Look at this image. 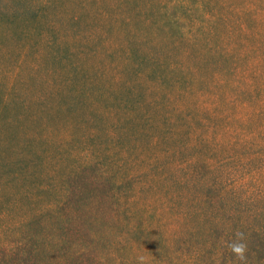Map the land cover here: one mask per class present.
<instances>
[{"label":"rangeland","instance_id":"374dc122","mask_svg":"<svg viewBox=\"0 0 264 264\" xmlns=\"http://www.w3.org/2000/svg\"><path fill=\"white\" fill-rule=\"evenodd\" d=\"M67 5L72 49L80 53L70 60L84 63V84L94 94L107 95L98 100L109 113V137L99 133L96 116L89 115L94 124L74 113L57 120L37 114L32 122L28 115L34 108L6 113L0 100V264H264V244L258 241L246 245L241 259L231 247L241 241L231 236L210 237L198 247L193 225L171 226L166 216L156 223L151 216L161 203L153 192H140L161 176L151 170L152 133L148 138H138L133 129L129 136L121 133L119 113L125 108L148 111L161 95L196 99L207 92L198 84L208 75L199 64L198 0H69ZM12 58L0 56V97L13 85L27 106L38 96L42 107L50 104L46 92L58 83L50 69L61 64L33 52L17 79ZM115 78L125 82L121 90H129L127 95H137L132 102L113 93L120 92ZM191 117L186 136L175 144L188 148L183 165L193 179L198 110ZM106 147L119 161L118 176L102 151ZM139 148L147 164L141 163ZM174 166H165L163 174ZM189 194L190 203L198 205ZM158 195L169 203L164 191Z\"/></svg>","mask_w":264,"mask_h":264},{"label":"trees","instance_id":"16d2710c","mask_svg":"<svg viewBox=\"0 0 264 264\" xmlns=\"http://www.w3.org/2000/svg\"><path fill=\"white\" fill-rule=\"evenodd\" d=\"M67 1L0 0V56L16 60L13 77L20 78L26 57L33 52L61 64L50 69L58 82L46 92L50 104L42 107L38 96L27 106L10 85L0 97L2 107L6 113L34 108L28 115L32 122L37 120V114L57 120L74 113L94 124L89 117L93 115L100 120L96 124L99 133L109 137V113L98 100L107 95L103 91L94 94L96 90L84 84V63L70 60L80 53L72 49L68 24L73 19ZM198 12L202 47L199 64L208 74L198 84L207 92L196 99L184 93L161 95L148 104V111L138 105L125 108L119 113L124 125L121 133L129 136L133 129L138 138H148L152 133L153 139L147 141L154 148L151 170L161 176L141 186L140 192H153L155 201L161 203L151 216L156 223L166 216L168 225H193L198 247L210 237L221 240L228 236L245 247L253 241L264 244V0H198ZM113 82L120 85V92H113L119 99L125 97L132 102L137 96L121 90L125 82L120 78ZM131 86L135 89L136 83ZM71 100H76L75 107ZM197 110L198 176L191 179L183 165L187 147L180 148L175 143L183 141L184 125L187 127V120ZM40 120L44 121L42 117ZM132 123L135 128H130ZM99 133L94 134L95 138ZM102 151L110 157L108 163L116 166L118 176V159L111 156L108 147ZM138 155L141 163H148L144 149ZM172 163L174 169L168 167L163 174V168ZM161 191L169 195V203L158 195ZM186 193L198 205L190 203Z\"/></svg>","mask_w":264,"mask_h":264},{"label":"clouds","instance_id":"9594fccd","mask_svg":"<svg viewBox=\"0 0 264 264\" xmlns=\"http://www.w3.org/2000/svg\"><path fill=\"white\" fill-rule=\"evenodd\" d=\"M231 247L237 256H239L241 259L244 258L245 246L243 244H233ZM140 259L143 260L142 257Z\"/></svg>","mask_w":264,"mask_h":264}]
</instances>
